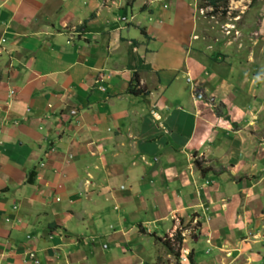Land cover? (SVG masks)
Instances as JSON below:
<instances>
[{
    "label": "crops",
    "instance_id": "0c3cea01",
    "mask_svg": "<svg viewBox=\"0 0 264 264\" xmlns=\"http://www.w3.org/2000/svg\"><path fill=\"white\" fill-rule=\"evenodd\" d=\"M210 9L0 0V264H264V17Z\"/></svg>",
    "mask_w": 264,
    "mask_h": 264
},
{
    "label": "rangeland",
    "instance_id": "374dc122",
    "mask_svg": "<svg viewBox=\"0 0 264 264\" xmlns=\"http://www.w3.org/2000/svg\"><path fill=\"white\" fill-rule=\"evenodd\" d=\"M247 2H250L247 5ZM224 3L220 2V8L215 12V14H212L211 16L207 14V17H203V23L200 26L201 33L205 35L206 41H214L215 38H223V36L226 35H231L228 33V31L224 30L222 27V24L224 22H231L233 21V25L235 27H240L242 29V33L244 34H251L250 29L252 28H257L259 24V19L260 17H264V0H228L224 5ZM249 6V7H247ZM205 8V12H206ZM225 10V13H223ZM240 10L244 11L239 12ZM204 12V11H203ZM237 13L239 14L238 16V24L234 19L237 17ZM205 14V13H204ZM251 19V22H249L247 25H242L241 22L245 20L246 18ZM248 26V27H247ZM249 28V29H248ZM227 32V33H226ZM234 33V32H232ZM228 35V36H229ZM241 36V35H240ZM241 38V37H239ZM246 37L242 35L241 40L244 41ZM213 49H211L212 51ZM183 225V224H182ZM192 226L188 222H184V227H190Z\"/></svg>",
    "mask_w": 264,
    "mask_h": 264
},
{
    "label": "trees",
    "instance_id": "16d2710c",
    "mask_svg": "<svg viewBox=\"0 0 264 264\" xmlns=\"http://www.w3.org/2000/svg\"><path fill=\"white\" fill-rule=\"evenodd\" d=\"M227 1L228 0H201V5L210 6L211 7L210 12L212 14V13H215L220 8V2L222 5V2L225 4ZM223 11H224L223 13H225V10ZM126 91L130 93H134V94L144 92L145 94L144 89L138 86V75L136 72H134L132 76L130 77ZM197 165L201 167L200 164H198V162H197ZM30 179H32V172L29 173L28 180ZM198 223L200 224V222ZM182 239H183V235L181 234V230L178 228L172 238H166L165 244L171 252L178 255Z\"/></svg>",
    "mask_w": 264,
    "mask_h": 264
},
{
    "label": "clouds",
    "instance_id": "9594fccd",
    "mask_svg": "<svg viewBox=\"0 0 264 264\" xmlns=\"http://www.w3.org/2000/svg\"><path fill=\"white\" fill-rule=\"evenodd\" d=\"M11 92H12V91H11ZM151 112H152V114H153L154 117L159 118V116L156 114V112H154V111H151ZM57 199H58V197H57ZM179 229L181 230V234H182V231H183L182 228H179ZM173 235H174V233L171 234L170 236H167L166 238H172ZM183 257H185V258L187 259L186 256H182V259H183ZM186 259H183V260H186Z\"/></svg>",
    "mask_w": 264,
    "mask_h": 264
},
{
    "label": "built area",
    "instance_id": "2783aa9c",
    "mask_svg": "<svg viewBox=\"0 0 264 264\" xmlns=\"http://www.w3.org/2000/svg\"><path fill=\"white\" fill-rule=\"evenodd\" d=\"M30 255H33V253H30ZM183 259H186L185 257H183Z\"/></svg>",
    "mask_w": 264,
    "mask_h": 264
}]
</instances>
